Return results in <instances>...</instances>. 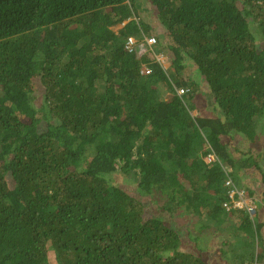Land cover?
Segmentation results:
<instances>
[{
    "label": "trees",
    "instance_id": "1",
    "mask_svg": "<svg viewBox=\"0 0 264 264\" xmlns=\"http://www.w3.org/2000/svg\"><path fill=\"white\" fill-rule=\"evenodd\" d=\"M155 26L167 70L125 49ZM221 164L264 182V0H0V264H212V228L251 262L264 191L226 211Z\"/></svg>",
    "mask_w": 264,
    "mask_h": 264
},
{
    "label": "rangeland",
    "instance_id": "2",
    "mask_svg": "<svg viewBox=\"0 0 264 264\" xmlns=\"http://www.w3.org/2000/svg\"><path fill=\"white\" fill-rule=\"evenodd\" d=\"M144 11L143 12V15L147 17V19H153L154 18V15H155V8L152 7V5L147 2V1H144L142 4H141V11ZM153 21V20H152ZM155 23V22H154ZM122 26V25H120ZM119 26V27H120ZM115 28H118V26H116ZM162 31V29H160ZM159 28H157L156 26L154 27V35L157 37L159 35H161V39L163 41V43L167 44V37L163 35L162 32H160ZM150 36V35H149ZM164 36V37H163ZM159 48L158 46V42L155 46V53L157 55H160L162 56L163 60H162V63L165 64V66L167 65V69L170 68V63L169 61H167L165 59V56L162 54V53H157L156 50ZM166 69V70H167ZM185 73L189 74L191 73L190 75H193V77H196L198 78V80L201 81V86L199 87L200 89V92H199V95L198 97L202 99V109L200 111H195L193 114L194 115H206V116H213L212 112H211V106L208 105L209 103L207 102V97H206V94H207V91H209V88L208 86L206 85V82L204 80L203 77H201L197 71L195 70V67L194 66H190L189 68H187L185 70ZM164 87V88H163ZM162 89H165V86H161ZM40 102V101H39ZM227 141V140H226ZM232 144L234 145H237V147H239L241 150H246L250 145H254L256 146V144H250V141L248 139H246L244 136L240 135V134H237L236 137L232 140ZM257 145L259 146V143H257ZM235 173V172H234ZM237 179L234 178L233 176V179L235 180V183L244 188V189H248L249 191L253 192L254 193V196L256 197L257 200H259L258 198H260L261 194L263 193L264 191V182L261 180V174L254 168V167H251V168H247L245 170H242L241 172H239L237 174V176H235ZM118 182H120L122 184L123 187H126L128 190H136L137 189V182L135 181L134 178L130 177V176H125V175H121V174H118V176L116 177ZM177 218H179V215H176ZM256 217H251V220L253 222H256ZM174 226H177L176 224H173ZM195 226L194 227H191L189 231H187V227H182L181 228V231L184 232V235L189 232L191 236L195 237L197 236L196 235V232H195ZM212 230H214L212 228ZM212 230H208L210 236L208 237V239L206 240V242H202L204 243L203 246L201 248L204 249L202 255L205 256L208 261L210 263L213 264V261L211 259V254L209 253H212V251L210 249H206L208 248V244L210 245V243H212L213 239H216V238H222L224 236V232H223V235L220 234V233H217L216 236H214L212 234ZM225 238L229 239L228 236L225 234ZM235 239H238L237 237H235ZM229 242V241H228ZM238 242L241 243V241L239 240ZM255 248V253L254 255L257 254V242L253 244ZM243 246H246V243L243 244ZM259 246V244H258ZM185 249L187 248L188 250L189 249H192L190 247L189 244H187L185 247ZM247 248L250 249L249 246H247ZM253 251V252H254ZM259 252L263 253L264 252V242H261V245L259 247ZM262 255V254H261ZM225 264V263H224Z\"/></svg>",
    "mask_w": 264,
    "mask_h": 264
},
{
    "label": "built area",
    "instance_id": "3",
    "mask_svg": "<svg viewBox=\"0 0 264 264\" xmlns=\"http://www.w3.org/2000/svg\"><path fill=\"white\" fill-rule=\"evenodd\" d=\"M158 42L156 36L151 35H142L141 39L136 37H128L127 41L125 42V49L129 52L136 51L139 55H144L147 53H151L155 56L156 60L161 63L164 69H167V65L162 63V56L157 55L155 53V46ZM143 73H150V70L147 68L143 69ZM188 89L180 88L177 89L178 95L182 96ZM211 149V148H210ZM206 161L209 163H218L220 162L216 153L211 150L206 157ZM221 163V162H220ZM222 168L225 172V185L229 189V199L226 200L222 207L226 211H231L233 209H245L251 215V217L257 214V203L253 197L248 196L246 190L235 183L233 179L234 168L231 166H224ZM253 264H262L256 259L253 261Z\"/></svg>",
    "mask_w": 264,
    "mask_h": 264
},
{
    "label": "crops",
    "instance_id": "4",
    "mask_svg": "<svg viewBox=\"0 0 264 264\" xmlns=\"http://www.w3.org/2000/svg\"><path fill=\"white\" fill-rule=\"evenodd\" d=\"M143 2L144 1H139V3H138V8L140 9V11H141V4ZM261 214H262V216H259V222L263 223L264 222V219H263L264 209L261 210ZM253 217L257 218L258 216L256 214ZM255 223H257V222H253V224H255ZM261 231H262L261 233H262V239H263L262 242H264V226H262ZM240 235H242V234H240ZM223 239H224V237H222V238L218 237L215 239V241H212V243H210V245L208 244V249H210L212 251V253H209V254H211V259L213 261V264H224V263L225 264H232V261H234V259L238 258V254L244 255V254H247L250 250H252L251 247H250L251 249H249L247 247H244L242 249L240 246L236 245V243H234V241L232 239H230L229 242H227V245H223L224 244ZM256 247H257L256 248L257 254L253 258V260L250 262V259L248 258V259H246V261L243 264H253V261L256 259V257L260 263L264 264V258H262V260H259V257H258L260 246H256Z\"/></svg>",
    "mask_w": 264,
    "mask_h": 264
}]
</instances>
